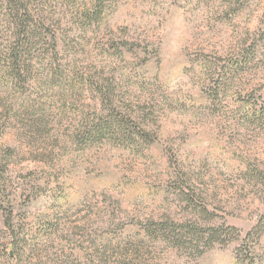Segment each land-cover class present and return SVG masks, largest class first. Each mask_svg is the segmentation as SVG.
<instances>
[{"label":"rangeland","instance_id":"obj_1","mask_svg":"<svg viewBox=\"0 0 264 264\" xmlns=\"http://www.w3.org/2000/svg\"><path fill=\"white\" fill-rule=\"evenodd\" d=\"M88 7L58 0L38 29L57 37L61 77L0 74V264L264 262V0H106L80 25ZM117 112L154 141L75 143L77 124ZM221 225L239 237L194 234Z\"/></svg>","mask_w":264,"mask_h":264},{"label":"trees","instance_id":"obj_2","mask_svg":"<svg viewBox=\"0 0 264 264\" xmlns=\"http://www.w3.org/2000/svg\"><path fill=\"white\" fill-rule=\"evenodd\" d=\"M105 1L91 0L92 7L81 11L80 16H75L80 25L88 24L91 26L95 21H101ZM57 6L58 0H0V29L1 26H4L10 36L9 42L4 46L5 50L0 48V61L2 62H0V74L11 78L15 84L21 86L31 81L29 76H33L35 73H39L41 76L36 78L34 82L41 86H46L52 83L56 76L61 77L63 75L64 70L59 68L60 64L54 57V53L57 52L56 35L38 31L39 28L42 29L47 24L50 27L54 25V22L58 21V19L54 18V10ZM38 44H49L52 50L39 51L37 48ZM45 56L49 58L48 62L43 61ZM44 70L47 73L43 75L42 71ZM106 99L112 102L107 95ZM35 113H37L36 119L31 124V128L33 131L39 132L42 123L37 118L39 117V112ZM115 114V116L100 115L96 120L77 124V132L73 134L75 143L85 147L110 138L120 145L130 146L138 145L141 141L147 143L154 141V136L145 129L138 125L132 127L128 124V119L130 120L129 114L124 112ZM5 223L8 227H12L11 213L6 214ZM160 225L154 223L153 228L157 229L156 227H159L160 231H166L167 227ZM180 227V229H187V227L189 229L191 226L180 225ZM190 231L180 230L178 239H181V241L185 239L187 242L192 243L193 240L188 238ZM254 231H256L258 237L264 233V213L254 226ZM194 234L200 238L202 245L208 244L211 246L214 242L225 245L239 237L238 229L227 225L209 228L208 230L203 229L200 232L195 231ZM250 235L251 232L248 233V236ZM197 251L199 254H203L205 246H199L197 242ZM250 253L251 251H248L247 255L242 254L237 264H264V262L260 261L261 258H257L256 255L249 257Z\"/></svg>","mask_w":264,"mask_h":264}]
</instances>
